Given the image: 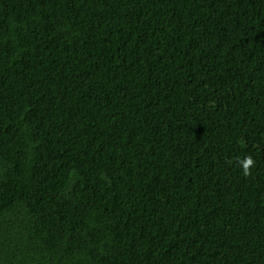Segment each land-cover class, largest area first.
<instances>
[{
    "label": "trees",
    "instance_id": "obj_1",
    "mask_svg": "<svg viewBox=\"0 0 264 264\" xmlns=\"http://www.w3.org/2000/svg\"><path fill=\"white\" fill-rule=\"evenodd\" d=\"M0 264H264V0H0Z\"/></svg>",
    "mask_w": 264,
    "mask_h": 264
},
{
    "label": "clouds",
    "instance_id": "obj_2",
    "mask_svg": "<svg viewBox=\"0 0 264 264\" xmlns=\"http://www.w3.org/2000/svg\"><path fill=\"white\" fill-rule=\"evenodd\" d=\"M248 163H251V161H249ZM245 167H247V165Z\"/></svg>",
    "mask_w": 264,
    "mask_h": 264
}]
</instances>
